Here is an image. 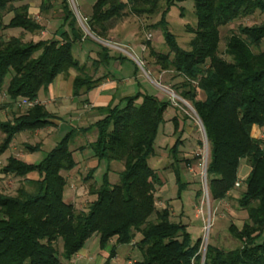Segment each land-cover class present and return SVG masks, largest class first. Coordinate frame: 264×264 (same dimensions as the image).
<instances>
[{"label":"trees","instance_id":"obj_1","mask_svg":"<svg viewBox=\"0 0 264 264\" xmlns=\"http://www.w3.org/2000/svg\"><path fill=\"white\" fill-rule=\"evenodd\" d=\"M22 1L0 0V30L43 29L31 16L28 3L16 5ZM50 1L42 0V12L50 10ZM160 1L96 0L86 26L95 36L108 40V24L124 16L126 8L152 13ZM180 1L166 0L167 7L157 23L169 52L152 50V54L163 68H173L185 77L180 95L192 103L210 146L207 179L211 198L223 200L239 187L236 182L240 181L243 159L250 168L247 177L241 179L246 187L238 198L248 219L241 228L229 226L241 245L224 249L208 243L203 264H264V51L252 49L264 40V20L258 25L240 26L239 33L231 35L225 49L230 60L219 54L220 27L256 10L264 13V0H194L197 23L189 28L194 34L189 50L178 44L166 20L171 6ZM59 4L62 22L57 37L24 42L17 36L5 39L0 35V91L7 84L6 92L13 103L23 98L37 101L14 119L0 121L5 134L0 156L20 132L55 124L56 116L38 99L40 90L47 89L60 74L77 71L72 85L74 97L88 93L106 78L90 74L86 64L74 56V45L89 36L79 25L70 1L60 0ZM5 12L13 13L7 24ZM99 47V58L92 59L96 74L112 61L127 59L122 53L113 55L106 45L99 43ZM134 66L136 78L139 67ZM198 89L205 93L204 99H196ZM170 106V100L141 90L122 96L118 102L113 97L107 105L94 107L99 119L88 126L72 127L40 161L9 156L1 172L22 178L23 184L15 195L0 193V264H62L71 261L93 234L98 235L101 249L114 242L103 264H111L118 246L124 244H134L141 253L133 264H202L201 237L194 240L188 224L172 220L167 207H156V187L163 182L149 159L156 154V138ZM174 123L177 130L176 118ZM255 125L262 130V137L253 136ZM92 130L96 139L80 148L91 149L97 160L85 178L92 182L88 193L95 198L87 209L77 210L64 197L69 182L62 172L78 165L70 148L73 140ZM180 143L177 139L170 148L178 196L186 189L177 166ZM24 146L26 153L42 147L39 143ZM103 160L123 162L124 168L118 182L110 181L107 170L101 184L94 187L91 179ZM32 173L37 177H31ZM152 215L155 218L151 219ZM60 239L61 251L56 247Z\"/></svg>","mask_w":264,"mask_h":264},{"label":"rangeland","instance_id":"obj_2","mask_svg":"<svg viewBox=\"0 0 264 264\" xmlns=\"http://www.w3.org/2000/svg\"><path fill=\"white\" fill-rule=\"evenodd\" d=\"M69 1L78 18L79 25L84 33L89 36L85 41L74 45L73 54L86 64L90 74L95 77L105 75L104 80L111 81L115 85V90H113L115 102H118L122 96L132 92L136 93L139 90L157 94L160 98L171 101V106L165 113L166 122L160 126L156 138V154L149 159L150 165L159 171L163 182L161 185H157L155 191L157 209L161 210L167 207L171 212L172 220L183 221V223L188 224L193 239L199 237L202 239V253L205 252L208 243L224 249L239 247L241 243L231 234L229 226L234 224L241 228L248 219L247 210L242 208L238 202V198L245 190V183L244 181L241 182L240 178L241 186L235 187L230 195L223 200L215 201L211 198L207 179L210 146L203 124L192 103L180 95L181 83L185 81V77L173 68H163L152 54V50L161 53L169 52L163 29L157 25L163 10L167 7L166 0H161L158 9L152 13L145 11L135 13L130 7L126 8L124 16L115 18L108 24V40L95 36L86 26V18L92 13V5L96 0ZM50 2L52 7L48 12L40 10L42 0H23L16 3V5L28 3L31 16L43 25V29L28 31L22 28H5L0 30V35L5 39L17 36L24 42H37L42 39L57 37L62 22L60 0H51ZM12 16V12H5L4 23L7 24ZM166 20L169 24L168 29L174 34L178 44L183 49L189 50L190 41L194 36L189 28H194L197 23L194 0L176 2L175 5L171 6ZM263 20L264 13L256 10L246 17H240L232 23L221 26L219 54L230 60L231 58L226 54L225 49L231 35L239 33L240 26L258 25ZM99 43L108 46L113 55L122 53L127 58L126 61H112L109 67L102 66L96 74L92 59L99 58ZM252 49L254 52L264 51V40L260 47L253 46ZM134 64L139 67L136 78L134 77ZM9 78L8 76L6 81ZM6 87L7 84L0 91V121L12 120L15 116L25 112L24 108H26L18 106V101L13 103L6 92ZM204 98L205 93L198 89L196 99ZM62 102L64 103L62 112L67 118V122L61 130L56 132L54 128H49L47 129L48 134L46 132L40 136L35 135L34 131L20 132L15 136L9 149L0 156V193L15 195L17 189L23 184L22 178L1 172V168L6 164L9 156L24 157L23 160H27L28 157L35 158V161L38 162L55 147L73 126H87L99 116L96 110H89L84 100L75 99L72 101L71 95L66 96ZM75 108L77 109L75 110ZM51 109L53 110V108ZM71 112L74 114L72 115ZM75 114H80L78 118L80 122L68 120L74 118ZM174 118L178 122L177 130H175ZM96 135V131L92 130L89 133L80 134L73 140L70 148L79 160L78 165L69 172H62L69 182L64 197L68 202L73 203L77 210L87 209L89 203L95 198L88 193L89 185L92 182H86L85 178L91 168L96 165L97 160H93V156H88L89 153H86V150H81L80 147L87 146ZM4 137L5 134L0 130V142ZM177 139L181 141L178 146L179 161L177 166L182 181L186 184V189L180 196L177 193L178 184L174 166H172L174 158L170 152V148ZM26 143L33 145L39 143L42 147L38 152L26 153L24 146ZM244 165L249 168L245 159L241 161L240 168ZM123 168V162L103 160L91 179L94 183L93 186L98 187L101 184L103 174L107 170L110 181L112 183L118 182L119 172ZM239 176L242 177L240 173ZM31 177L36 178L37 173L31 174ZM244 179L242 178V180ZM150 218H155V215ZM113 245L114 242L111 241L104 249H101L98 235L93 234L84 247L90 254L97 256L98 262L103 264ZM56 247L59 251L62 250L61 239L56 243ZM117 251L118 262L125 263V261L131 260V264H133L135 260L141 258V253L134 244L131 246L128 244L119 245Z\"/></svg>","mask_w":264,"mask_h":264},{"label":"crops","instance_id":"obj_3","mask_svg":"<svg viewBox=\"0 0 264 264\" xmlns=\"http://www.w3.org/2000/svg\"><path fill=\"white\" fill-rule=\"evenodd\" d=\"M76 75L75 70H69L67 73L60 74L56 79V82H53L47 89H41L39 92V101L43 103L47 109L56 115V118L54 119L55 124L52 125V127H47L45 129H40L34 131V134L37 136L42 135L43 133L48 134L49 131L47 129L54 128L56 132L61 130V128L64 126V124L67 122V118L64 117V113L62 110L64 109V103L62 100L68 96L71 95L72 101L76 100H84L86 102V106L89 108V110H94V107L97 106H104L107 105L110 100L114 97V91L115 85L110 81H102L96 88L92 89L86 94H83L79 97H72V85H73V79ZM53 108V110L51 109ZM77 108H75L76 110ZM73 115L74 113L71 112ZM70 116V115H69ZM77 119H76V118ZM80 117V114H75L74 118L68 119L69 121H79L78 118ZM100 116H98L93 122H95L97 119H99ZM80 122V121H79ZM92 122V123H93ZM88 126V125H87ZM73 127H83V126H73ZM51 132V131H50ZM89 133V132H87ZM252 134L254 137H262L263 132L260 129L259 126L255 125L252 130ZM96 139L93 138V140H90V142L94 141ZM88 143V144H89ZM86 153L88 152V156H93L91 149L86 148ZM85 153V155H87ZM26 155V154H25ZM75 156V154H74ZM86 157V156H85ZM29 158V160H28ZM27 162H36L35 158L31 159L28 157ZM76 158V157H75ZM20 159H25L24 157H21ZM96 160V158L93 156V160ZM77 162L79 161L76 158ZM244 160V159H243ZM97 164V163H96ZM250 168L247 167V165H244L240 168L239 173L242 175L240 178H246L249 173ZM34 174V173H32ZM31 176V174H30ZM99 240V238H98ZM131 246V244H129ZM118 255L112 259L111 264H131V260L125 261V263L118 262ZM127 257V256H126ZM62 264H101V262H98V257L94 254H90L86 248L84 247L80 252H78L71 261H63Z\"/></svg>","mask_w":264,"mask_h":264},{"label":"built area","instance_id":"obj_4","mask_svg":"<svg viewBox=\"0 0 264 264\" xmlns=\"http://www.w3.org/2000/svg\"><path fill=\"white\" fill-rule=\"evenodd\" d=\"M37 101H30L26 98H23L21 100L18 101V106H24V107H29V106H32L34 103H36ZM241 182L240 181H237L236 182V186H240Z\"/></svg>","mask_w":264,"mask_h":264},{"label":"water","instance_id":"obj_5","mask_svg":"<svg viewBox=\"0 0 264 264\" xmlns=\"http://www.w3.org/2000/svg\"><path fill=\"white\" fill-rule=\"evenodd\" d=\"M205 251H206V249H205ZM204 258H205V252L203 253V262H202V264L204 263Z\"/></svg>","mask_w":264,"mask_h":264},{"label":"bare ground","instance_id":"obj_6","mask_svg":"<svg viewBox=\"0 0 264 264\" xmlns=\"http://www.w3.org/2000/svg\"><path fill=\"white\" fill-rule=\"evenodd\" d=\"M174 95V94H173ZM176 97V95H174ZM177 98V97H176Z\"/></svg>","mask_w":264,"mask_h":264}]
</instances>
